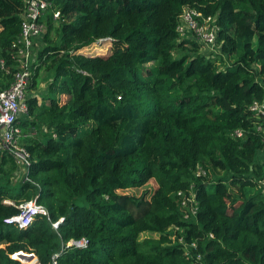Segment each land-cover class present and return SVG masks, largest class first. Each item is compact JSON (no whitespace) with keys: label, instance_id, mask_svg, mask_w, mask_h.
Here are the masks:
<instances>
[{"label":"trees","instance_id":"obj_1","mask_svg":"<svg viewBox=\"0 0 264 264\" xmlns=\"http://www.w3.org/2000/svg\"><path fill=\"white\" fill-rule=\"evenodd\" d=\"M53 3L31 89L42 69L54 77L23 125L29 180L14 184L0 153V264H264V132L249 110L264 99V0ZM24 7L0 0L11 72ZM185 7L219 28L215 59L178 32ZM11 80L0 69V88ZM29 201L49 215L5 222Z\"/></svg>","mask_w":264,"mask_h":264},{"label":"built area","instance_id":"obj_2","mask_svg":"<svg viewBox=\"0 0 264 264\" xmlns=\"http://www.w3.org/2000/svg\"><path fill=\"white\" fill-rule=\"evenodd\" d=\"M54 8L53 0H25V7L20 17L22 19V32L18 40L12 46L13 57L17 61L15 71L11 72L6 66L5 60H0V69L6 73L11 74L12 80L6 88H0V153L8 152L14 159L19 170L23 172V180H29L27 175L28 168L31 166V154L24 146V140L34 135L30 132H25L24 122L29 119V104L28 99L34 96V90L31 89L34 83V77L37 69L38 53L35 50L36 41L42 38L45 34L44 21L49 10L53 11L55 21L61 19V12ZM188 18L185 22L179 24L177 27L181 37H193L201 41L204 45L216 46L217 32L219 28L217 25L211 23L212 18H205L196 9H189ZM209 21L211 26L204 32L201 28L200 32L197 29L203 25H197L196 20ZM184 23L189 26L191 35L186 36ZM207 26V25H206ZM205 26V28H206ZM203 27V29H205ZM215 32V34H214ZM206 34V35H205ZM112 39H102L97 43L102 44ZM256 120L259 131L264 132V99L255 101L249 108ZM234 137L242 139L244 131L237 130L232 134ZM197 175H205V171L198 170ZM12 204L10 201H6ZM20 213L5 220L7 224H16L21 228L28 227L37 215H46L49 213L46 208L38 205L35 201H29L18 206ZM195 211V208L193 209ZM63 219L60 221L62 222ZM59 224V223H58ZM58 224H54L57 228ZM89 242L87 239L79 241L72 240L68 246L77 248H86ZM30 256H22L23 258L35 259L33 264H42L39 259L31 253ZM19 256V255H18ZM32 256V257H31ZM16 257V256H15ZM59 254H55L52 258L53 263L57 264Z\"/></svg>","mask_w":264,"mask_h":264},{"label":"rangeland","instance_id":"obj_3","mask_svg":"<svg viewBox=\"0 0 264 264\" xmlns=\"http://www.w3.org/2000/svg\"><path fill=\"white\" fill-rule=\"evenodd\" d=\"M189 9H191V8L185 7L184 10L182 11V14L180 15V22L181 23L185 22V20L188 18L189 14L187 12H188ZM46 20H47V17H45L44 22H46ZM57 22L59 23V20ZM196 23H197V25L198 24L199 25H203L204 24L203 26H201V27H199L197 29V32H200L201 28L205 32L207 30V28H209L211 26V23L209 21H202L201 19L196 20ZM205 26H206V28H205ZM203 27L205 29H203ZM184 28H185L186 36L191 35V32L189 30V26L187 24H185V23H184ZM214 34H215V32H214ZM52 39H53V44H55V45L59 44V33L53 34L52 35ZM42 47H43V42L41 40L35 46V50L37 51V53ZM219 52H220V50H219V47L217 45L214 48V44L213 45H208V46L203 44L200 53L207 55L208 58L215 59L216 56H217L216 54H218ZM236 60H237L236 57L229 58V63L231 64V63H233ZM156 65H157V63H152L149 66L154 67ZM257 68H259V66H257ZM53 77H54V71H46L45 68L40 71V75H39V77L37 79V87L34 90V96H37V98H38L40 103L43 100V97L47 94L48 85L52 81ZM27 131L30 132L33 135L36 134V132H34L33 130L27 129ZM23 178H24L23 172H22V170H19L18 168H17L16 171H14L11 174V180L14 182V184L20 183L23 180ZM147 237H158V235H152V234H149V233H145V234H143L141 236V239H144V238H147ZM22 260H24V259H22ZM27 263L29 264L28 261H27Z\"/></svg>","mask_w":264,"mask_h":264},{"label":"bare ground","instance_id":"obj_4","mask_svg":"<svg viewBox=\"0 0 264 264\" xmlns=\"http://www.w3.org/2000/svg\"><path fill=\"white\" fill-rule=\"evenodd\" d=\"M20 258L21 260L24 259L23 262H25L26 264H28L27 261L29 262V264H33L35 262V259L23 258L22 255L20 256Z\"/></svg>","mask_w":264,"mask_h":264},{"label":"crops","instance_id":"obj_5","mask_svg":"<svg viewBox=\"0 0 264 264\" xmlns=\"http://www.w3.org/2000/svg\"><path fill=\"white\" fill-rule=\"evenodd\" d=\"M41 41V39H39L38 41H36V44L39 43Z\"/></svg>","mask_w":264,"mask_h":264},{"label":"water","instance_id":"obj_6","mask_svg":"<svg viewBox=\"0 0 264 264\" xmlns=\"http://www.w3.org/2000/svg\"><path fill=\"white\" fill-rule=\"evenodd\" d=\"M23 256V255H22Z\"/></svg>","mask_w":264,"mask_h":264}]
</instances>
